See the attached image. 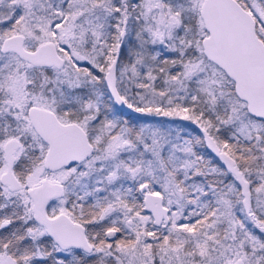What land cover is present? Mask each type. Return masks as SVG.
Returning a JSON list of instances; mask_svg holds the SVG:
<instances>
[{
	"label": "snow or ice",
	"instance_id": "6c2138e0",
	"mask_svg": "<svg viewBox=\"0 0 264 264\" xmlns=\"http://www.w3.org/2000/svg\"><path fill=\"white\" fill-rule=\"evenodd\" d=\"M0 264H264V0H0Z\"/></svg>",
	"mask_w": 264,
	"mask_h": 264
}]
</instances>
